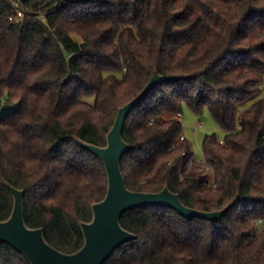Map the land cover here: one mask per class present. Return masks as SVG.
<instances>
[{"label":"trees","instance_id":"obj_1","mask_svg":"<svg viewBox=\"0 0 264 264\" xmlns=\"http://www.w3.org/2000/svg\"><path fill=\"white\" fill-rule=\"evenodd\" d=\"M0 0V219L23 189L28 226L67 253L107 194L103 160L79 140L107 145L118 110L155 72L128 114L126 185L164 187L219 220L168 206L124 212L135 237L103 264H264V0ZM94 95L90 103L84 96ZM208 109L225 131L203 139V161L180 139L177 117ZM193 163L190 164V161ZM206 166V167H205ZM0 264H31L0 242Z\"/></svg>","mask_w":264,"mask_h":264},{"label":"water","instance_id":"obj_2","mask_svg":"<svg viewBox=\"0 0 264 264\" xmlns=\"http://www.w3.org/2000/svg\"><path fill=\"white\" fill-rule=\"evenodd\" d=\"M158 72L150 78L143 90L118 110L114 124L107 135V145L99 146L83 140L80 143L97 154L104 162L109 186L101 201L93 204V219L82 222L85 234L84 245L76 252L67 253L50 244L44 237L42 227H30L24 218V190L12 186L14 208L6 220L0 219V242H9L30 260L31 264H103L124 241L135 234L124 228L120 222L124 212L145 205L168 206L187 217L199 216L219 220L228 207L205 211L186 205L180 195L169 187L149 192L132 190L126 185L123 169V155L132 148L123 137L125 120L132 108L139 103L158 83L171 79Z\"/></svg>","mask_w":264,"mask_h":264},{"label":"rangeland","instance_id":"obj_3","mask_svg":"<svg viewBox=\"0 0 264 264\" xmlns=\"http://www.w3.org/2000/svg\"><path fill=\"white\" fill-rule=\"evenodd\" d=\"M264 96V87L262 91L258 92L251 98L247 99L242 107L247 108L251 106L256 100ZM84 99L93 103L95 101L94 95L84 96ZM6 111L5 108L0 109V116ZM181 121L183 123V132L187 139L191 142L194 151V159L201 161L204 158L203 152V139L206 134L216 133L219 138H223L225 131L221 129L208 109L202 114H197L192 111L188 106H184Z\"/></svg>","mask_w":264,"mask_h":264},{"label":"built area","instance_id":"obj_4","mask_svg":"<svg viewBox=\"0 0 264 264\" xmlns=\"http://www.w3.org/2000/svg\"><path fill=\"white\" fill-rule=\"evenodd\" d=\"M14 1H15L16 5L19 7V9L17 10V13L15 15L10 16V19H12V20H19L20 18H22L24 16V6H25V3L23 2V0H14ZM181 116H182V113L179 112L177 114V117L181 119ZM180 139H182V140L187 139V137L185 136V133L184 132L181 134ZM220 141L223 142V139H220ZM201 161H203V160H201ZM192 163H193V160L190 161V164H192Z\"/></svg>","mask_w":264,"mask_h":264}]
</instances>
